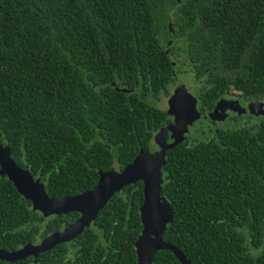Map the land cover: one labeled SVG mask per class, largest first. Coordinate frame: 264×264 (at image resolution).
<instances>
[{
  "label": "trees",
  "instance_id": "16d2710c",
  "mask_svg": "<svg viewBox=\"0 0 264 264\" xmlns=\"http://www.w3.org/2000/svg\"><path fill=\"white\" fill-rule=\"evenodd\" d=\"M183 74L201 114L232 92L264 102V0H0V144L50 199L90 191L99 173L152 152L172 121L156 103ZM198 126L166 153L163 240L190 264H264V123ZM142 203L137 182L69 243L0 264H136ZM78 217L45 219L0 177V249L37 244ZM154 264L180 262L159 251Z\"/></svg>",
  "mask_w": 264,
  "mask_h": 264
},
{
  "label": "water",
  "instance_id": "95a60500",
  "mask_svg": "<svg viewBox=\"0 0 264 264\" xmlns=\"http://www.w3.org/2000/svg\"><path fill=\"white\" fill-rule=\"evenodd\" d=\"M226 104H236L234 111L238 112V115H264V104L260 102L242 108L238 102L225 100H219L212 113L201 114L197 110V99L184 86L177 87L167 102V114L172 121L155 134V151L141 150L133 162L123 170L112 169L99 173L98 182L92 190L57 201L48 197L44 184L38 178L35 179L27 168L17 167L11 159L9 147L0 144V177H6L17 193L31 203L33 212L40 213L45 219L69 213L79 215L74 223L37 244L25 245L15 252L0 249V261L13 263L32 257L37 262L43 253L57 245L69 243L89 228L99 211L115 194L125 187L142 182L143 203L139 209L142 231L135 243L136 264H154L159 251H170L180 264H190L177 248L163 240L167 226L173 219L169 202L161 196L166 153L185 141L189 128L197 121L224 120L225 109L222 107Z\"/></svg>",
  "mask_w": 264,
  "mask_h": 264
},
{
  "label": "flooded vegetation",
  "instance_id": "af4514ba",
  "mask_svg": "<svg viewBox=\"0 0 264 264\" xmlns=\"http://www.w3.org/2000/svg\"><path fill=\"white\" fill-rule=\"evenodd\" d=\"M220 100H225V101H236L239 103V105L243 108V107H248L253 103L256 102H260V101H251V100H247L243 97H241L239 94H237V92H232L229 93L226 97H223ZM219 102V101H218ZM217 102V103H218ZM216 103V104H217ZM262 104H264V102H261ZM198 101H197V110H198ZM236 104H226L224 105L222 108L225 109V116L227 115L226 119L224 122L218 123V122H211V121H197L194 125H198L199 122H206L208 127H212L214 132H217L220 129H234L237 127H242L248 124H256L255 122L257 120H259V123H264V116H253V115H238V112L234 111V108H236ZM242 110V109H241ZM199 111V110H198ZM250 120V121H248ZM250 122V123H249ZM205 125V124H204ZM205 137H208L205 135ZM156 149V147H155ZM155 149L153 151H155ZM152 151V152H153Z\"/></svg>",
  "mask_w": 264,
  "mask_h": 264
},
{
  "label": "rangeland",
  "instance_id": "374dc122",
  "mask_svg": "<svg viewBox=\"0 0 264 264\" xmlns=\"http://www.w3.org/2000/svg\"><path fill=\"white\" fill-rule=\"evenodd\" d=\"M179 80H180V82H182V83H180V82L178 81V79H177V83L174 84L173 86H171L170 89H169V93H170L169 96H167V97H162V98L160 99V101L156 103V106H157L158 108H160L161 110L167 111V109H168L167 102H168V100H169V97L172 95L173 91H174L177 87H179L180 85H184V87L187 89V91H188L190 94H192L194 97H196L195 95L197 94L198 86H197V83L195 82V80L192 78V76H191V75L188 76V75H186V74H183V75H180V76H179ZM231 102H236V101H231ZM259 116L262 117V116H264V115H259ZM259 116H257V117H259ZM226 117H227V115L225 116L224 120H219V121H215V122H218V123L224 122L225 119H226ZM262 119H264V118H262ZM258 122H259V120H257L255 123H258ZM198 128H199L198 125H194V124H193V126H191V128H189V133H188L187 136H188V137L191 136V138H193V137H194V133L197 132ZM154 146H155V145H154ZM114 169L118 170V169H117V166L114 167Z\"/></svg>",
  "mask_w": 264,
  "mask_h": 264
}]
</instances>
